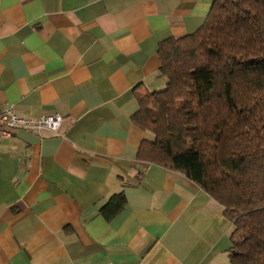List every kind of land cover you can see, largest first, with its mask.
I'll use <instances>...</instances> for the list:
<instances>
[{
    "label": "crops",
    "instance_id": "1",
    "mask_svg": "<svg viewBox=\"0 0 264 264\" xmlns=\"http://www.w3.org/2000/svg\"><path fill=\"white\" fill-rule=\"evenodd\" d=\"M211 0H0V106L59 113L0 141V264H233L222 206L141 161L138 95L164 87L159 43ZM119 191L123 208L101 206Z\"/></svg>",
    "mask_w": 264,
    "mask_h": 264
},
{
    "label": "trees",
    "instance_id": "2",
    "mask_svg": "<svg viewBox=\"0 0 264 264\" xmlns=\"http://www.w3.org/2000/svg\"><path fill=\"white\" fill-rule=\"evenodd\" d=\"M164 87L139 93L141 161L177 171L231 223L233 264H264V0H211L202 24L159 43ZM122 191L101 206L110 218Z\"/></svg>",
    "mask_w": 264,
    "mask_h": 264
},
{
    "label": "built area",
    "instance_id": "3",
    "mask_svg": "<svg viewBox=\"0 0 264 264\" xmlns=\"http://www.w3.org/2000/svg\"><path fill=\"white\" fill-rule=\"evenodd\" d=\"M61 124L62 116L57 112L28 118L19 115L11 104L0 106V141L8 137L13 128H22L35 133L43 130L57 133Z\"/></svg>",
    "mask_w": 264,
    "mask_h": 264
}]
</instances>
